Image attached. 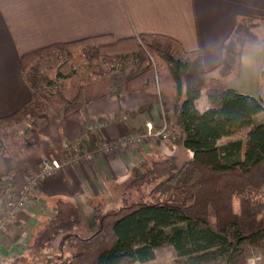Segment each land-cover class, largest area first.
<instances>
[{
    "label": "trees",
    "instance_id": "16d2710c",
    "mask_svg": "<svg viewBox=\"0 0 264 264\" xmlns=\"http://www.w3.org/2000/svg\"><path fill=\"white\" fill-rule=\"evenodd\" d=\"M262 47L264 18L236 13L221 42L220 60L208 70L199 50L150 32L128 38L103 34L22 54L19 65L30 97L0 117V128L23 121L27 126L7 138L0 134V156L19 152L53 115L83 123L80 141L94 149L99 138L84 120L87 104L110 94L144 92L160 95L164 120L174 121L169 140L191 150L192 157L180 164L164 155L140 158L137 172L119 187L120 205L103 211L96 202L97 229L87 237L72 233L80 224L78 206L57 199L53 215L31 237L32 253L16 255L8 264H41L29 256L40 254L60 231L72 250L49 264L146 263L163 247L190 264L233 261L243 242L264 235V95L225 86L239 75L242 54ZM42 58L58 62L55 69L44 68ZM203 94L208 107L200 110ZM12 174L0 177L1 192L30 196L32 177L27 175L29 186L20 192Z\"/></svg>",
    "mask_w": 264,
    "mask_h": 264
},
{
    "label": "crops",
    "instance_id": "0c3cea01",
    "mask_svg": "<svg viewBox=\"0 0 264 264\" xmlns=\"http://www.w3.org/2000/svg\"><path fill=\"white\" fill-rule=\"evenodd\" d=\"M236 13L264 18V0H0V117L18 110L30 97L19 65L26 52L103 34L128 38L150 32L174 37L186 50H199L208 70L220 60L221 42ZM262 76L264 47L242 54L239 75L226 87L254 97L264 95ZM197 107H208L204 94ZM125 111L129 116L123 120L120 113ZM98 118L106 120V126L96 132L98 138L113 137L126 129L142 130L148 120L155 125L165 122L169 133L174 127V121L163 118L158 93L111 94L94 100L85 107L84 120ZM82 130L83 123L53 115L19 152L10 158L0 156V177L11 170L20 192L29 186L27 175L36 176L45 158L61 163L53 176L40 177L29 186L32 194L27 196L26 207L4 229L0 212V264L29 245L34 233L53 215L57 199L71 201L94 216L96 202L103 207L112 189L121 188L137 172L143 156L164 155L178 164L192 157L191 150L168 138L146 140L127 152L96 156L93 161L73 162L72 147ZM12 197H16L14 193L4 195L0 190V204Z\"/></svg>",
    "mask_w": 264,
    "mask_h": 264
},
{
    "label": "rangeland",
    "instance_id": "374dc122",
    "mask_svg": "<svg viewBox=\"0 0 264 264\" xmlns=\"http://www.w3.org/2000/svg\"><path fill=\"white\" fill-rule=\"evenodd\" d=\"M40 61H41V64L44 68H47L48 66L53 65V67L55 69L56 64L58 63V62L52 61L48 58H42V59H40ZM79 64H81V62L73 63L72 66L76 67ZM262 77H264V76H262ZM225 86H226V84H225ZM47 88L50 89V87H48V86H47ZM115 95H120V94H115ZM105 97H107V96H105ZM162 111H163V107H162ZM124 113H128V112L125 111V112L120 113V118H121V115ZM261 117L264 118V112L261 113ZM90 122L88 121V123H90ZM26 126L27 125L25 124V121H23L20 124L16 125L15 127L0 128V134H1L2 138H7L8 134L12 130H17L18 132H22V129ZM97 131H94V132L96 133ZM245 133H246V131H243L240 134H238L237 137L240 138V137L244 136ZM119 135H120V133L116 136H113V137H117ZM113 137H103V138H113ZM123 192H124V190L122 192H120V190L118 188H113L109 194L110 198L109 197L104 198L105 200L103 201L102 210L107 211L109 209L117 208L120 205V198L123 195ZM12 198H16V197H12ZM113 198H115V200ZM79 212L81 214V217H80L81 224L79 226L75 227V229L73 231H75L78 235H80L82 237H87V236L91 235L93 232H95V230L97 229V222H96V219L94 218V216L92 214H90L89 212H86L82 208H80ZM64 235H65L64 231L58 232L56 234L54 240L47 247H45L43 250H40L41 251L40 254H35V252H34V254L29 256V258L32 259L33 258L32 256H35L34 259L37 258L39 263L49 264L48 262H50V258L55 257V255H58V254H60V256L68 255L70 250H72V248L69 247L68 244L64 245L62 243ZM22 253H24V255H26V256H28L30 253H32L29 245L23 246V248L21 250L17 251V254L12 255L8 259V261H6L4 264H8L16 255H19ZM44 258L46 259V261H44ZM24 264H29V262L26 261ZM123 264H190V263L178 261L177 259H175L172 251L168 247H163V248L156 250V257L152 261H149L146 263H140L138 261L126 260L123 262ZM209 264H264V235H261L254 240L243 242L240 245L239 252L235 254L233 261H229L227 258H222V259L216 260L214 262H211Z\"/></svg>",
    "mask_w": 264,
    "mask_h": 264
},
{
    "label": "built area",
    "instance_id": "2783aa9c",
    "mask_svg": "<svg viewBox=\"0 0 264 264\" xmlns=\"http://www.w3.org/2000/svg\"><path fill=\"white\" fill-rule=\"evenodd\" d=\"M129 114L124 113L121 118L125 120ZM91 121V122H90ZM87 128L90 131H97L102 129L106 125V120L98 118L90 120ZM169 137V132L165 122L159 125H155L152 121H146L142 130H125L120 133L119 136L113 138H103L98 140L94 149L84 148L80 139L72 147L73 152L70 160L80 163L84 161H93L96 156L119 154L121 152H127L134 148L137 144L146 141L165 140ZM60 161L53 158H45L42 161L41 169L39 173L31 178L30 185H35L36 180L40 177H51L55 174L56 170L60 167ZM28 203V197L22 195L16 198H8L0 204V212L4 215V221L1 228H6L14 222L17 213L26 207Z\"/></svg>",
    "mask_w": 264,
    "mask_h": 264
},
{
    "label": "bare ground",
    "instance_id": "6f19581e",
    "mask_svg": "<svg viewBox=\"0 0 264 264\" xmlns=\"http://www.w3.org/2000/svg\"><path fill=\"white\" fill-rule=\"evenodd\" d=\"M89 124V123H88Z\"/></svg>",
    "mask_w": 264,
    "mask_h": 264
}]
</instances>
